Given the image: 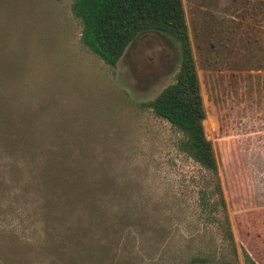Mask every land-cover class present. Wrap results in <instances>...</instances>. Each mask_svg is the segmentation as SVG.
<instances>
[{
  "label": "rangeland",
  "instance_id": "1",
  "mask_svg": "<svg viewBox=\"0 0 264 264\" xmlns=\"http://www.w3.org/2000/svg\"><path fill=\"white\" fill-rule=\"evenodd\" d=\"M72 2L0 0V137L30 144L0 140V264H244L241 247L264 264V0H182L237 258L200 214L207 174L140 106L173 83L176 44L142 33L111 68L81 43ZM56 157L85 198L57 189ZM78 229L76 263L83 248L61 240Z\"/></svg>",
  "mask_w": 264,
  "mask_h": 264
},
{
  "label": "trees",
  "instance_id": "2",
  "mask_svg": "<svg viewBox=\"0 0 264 264\" xmlns=\"http://www.w3.org/2000/svg\"><path fill=\"white\" fill-rule=\"evenodd\" d=\"M71 12L81 24V43L105 65L114 68L123 56L127 47L142 33L155 32L170 38L177 47L179 61L173 83L166 86L153 100L141 103V107L165 121L176 135L175 147L187 158L197 164L207 177L197 191V201L201 216L206 221L218 222L224 241L232 248V255L237 258L234 236L230 226L225 199L218 175V165L212 144L205 138L202 122L205 118L200 91L199 78L186 21L182 0H73ZM11 74L0 70V79ZM9 79L0 83L8 85ZM4 95L7 91L0 90ZM8 96V95H7ZM8 101L10 97L8 96ZM9 103V102H8ZM8 110L12 106H0V129H3ZM7 132L2 131L1 136ZM5 144H28V138L22 134L20 140L1 138ZM27 146H30L27 145ZM63 160L56 157L58 167L53 169L62 175L52 177L57 189L77 190L75 199L85 198L80 182L83 177L73 178L64 168ZM48 169H44V177ZM48 178V177H47ZM76 182H71L75 181ZM50 182L48 178V183ZM61 186V187H60ZM221 216L219 220L217 217ZM81 229L70 231L68 239L61 240V246L69 249L72 246L82 247L77 257L76 252L70 260L76 263L84 260L83 254L89 250L81 241ZM52 243L51 248L55 246ZM244 264H257L241 247ZM209 256V255H208ZM210 257H193L188 264H205ZM120 264H131L130 261Z\"/></svg>",
  "mask_w": 264,
  "mask_h": 264
}]
</instances>
